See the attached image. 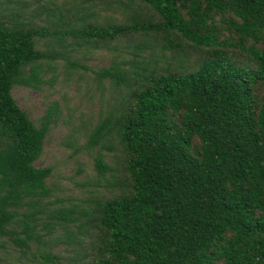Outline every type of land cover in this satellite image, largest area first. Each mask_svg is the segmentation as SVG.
<instances>
[{
  "label": "trees",
  "instance_id": "obj_1",
  "mask_svg": "<svg viewBox=\"0 0 264 264\" xmlns=\"http://www.w3.org/2000/svg\"><path fill=\"white\" fill-rule=\"evenodd\" d=\"M102 3L121 18H98L92 7ZM7 10L0 247L11 240L37 264H264V0H82L69 15L48 3ZM122 39L135 41L129 67L95 72L120 100L87 127L95 180L81 184L90 188L74 202L54 190L51 165H35L58 103L36 124L11 89H39L44 64L78 66L71 53ZM157 50L162 61L152 57ZM104 149L115 153L106 160ZM61 244L66 255L54 251ZM0 264L10 263L0 255Z\"/></svg>",
  "mask_w": 264,
  "mask_h": 264
},
{
  "label": "rangeland",
  "instance_id": "obj_2",
  "mask_svg": "<svg viewBox=\"0 0 264 264\" xmlns=\"http://www.w3.org/2000/svg\"><path fill=\"white\" fill-rule=\"evenodd\" d=\"M0 11H8L9 7L14 8L18 3L25 4L28 9L36 6H52L57 15L67 13L69 15L77 9L82 0H0ZM93 10L97 12L98 18L112 16L121 18V10L109 8L106 4L94 5ZM34 12V10H32ZM31 11V12H32ZM36 14V12H35ZM45 16V14H41ZM39 23L42 20L37 18ZM139 42L138 37L134 38ZM133 43V44H132ZM134 42H126L124 39L112 42L109 46L100 49L80 48L71 53V60L78 61V66L65 68L63 59L58 58L54 68L44 64L42 77L44 82L39 89L22 85H15L11 89L14 99L19 106L28 112L30 118L38 124L40 117L46 112L48 106L56 101L59 107V118L52 124L45 137L43 151L40 158L35 162L36 166L51 165L54 170L56 182L54 190L68 200L74 202L85 197L90 186L83 187L81 184L93 182L95 171L93 169L92 155L83 148L86 141L87 127L93 126L97 121L99 111L110 110L120 100V89L111 85L108 80H103L102 86L96 80L95 72L101 67H109L116 63L120 67L128 68L126 60L133 57ZM130 51V52H129ZM149 49L144 50V56L148 55ZM154 56L161 57L162 50L154 52ZM169 52L166 50L165 55ZM198 54H192L191 59ZM156 57V58H157ZM162 61V57L160 58ZM108 157L115 151L103 150ZM114 165V160H110ZM53 180L49 178V181ZM103 191V188L100 189ZM56 192V191H55ZM72 198V199H71ZM66 246L59 245L54 251L66 255ZM20 246L7 240L4 247H0V255L4 256L10 264H37L30 253L27 256L19 254ZM34 251V247H32ZM38 256V253H36Z\"/></svg>",
  "mask_w": 264,
  "mask_h": 264
}]
</instances>
